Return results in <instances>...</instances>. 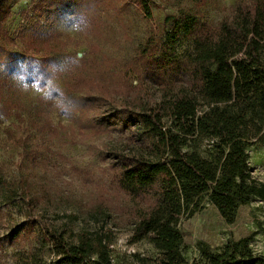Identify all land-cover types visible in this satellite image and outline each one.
<instances>
[{
    "label": "rangeland",
    "instance_id": "obj_1",
    "mask_svg": "<svg viewBox=\"0 0 264 264\" xmlns=\"http://www.w3.org/2000/svg\"><path fill=\"white\" fill-rule=\"evenodd\" d=\"M241 1L152 0L148 18L136 0H0V75L8 81L5 94L11 102L8 116L0 112V181L11 187L0 194V264H21L30 253L41 258L38 264H50L54 253L44 227L67 233L103 230L113 264H154L157 250L147 242H130L136 204L116 186L109 169L129 132L92 129L95 112L77 121L56 111L51 121L57 135L48 137L37 128V71L50 68L61 88L85 78L114 91L138 88V98L153 100L160 87L182 76L181 63L170 66L160 57L163 38L172 29L167 17L181 20L187 13L215 27ZM190 42L184 35L176 40L178 60ZM112 98L102 113H120L121 96ZM193 145L211 156L209 139ZM248 155L254 177L264 182V146L249 147ZM181 228L188 261L199 259V243L217 250L244 238L264 255V202L259 199L241 206L233 224L204 200Z\"/></svg>",
    "mask_w": 264,
    "mask_h": 264
},
{
    "label": "trees",
    "instance_id": "obj_2",
    "mask_svg": "<svg viewBox=\"0 0 264 264\" xmlns=\"http://www.w3.org/2000/svg\"><path fill=\"white\" fill-rule=\"evenodd\" d=\"M151 2L136 0L148 18ZM167 22L172 29L163 38L160 57L170 66L183 65L180 80L160 87L159 97L145 101L138 98V88L114 91L85 78L61 88L42 63L37 71L41 90L37 128L53 138L57 132L51 117L56 111L77 121L95 112L97 125L92 129L99 127L101 134L129 132L126 147L113 153L109 169L116 186L136 204L130 242H147L157 250L154 264H264V255L253 250L251 238L217 250L199 243L200 257L193 261L181 249L182 222L200 211L204 200L227 224L235 222L241 206L254 199L264 202V182L254 177L248 155L249 147L264 146V0L241 1L215 27L201 25L187 13L181 20L171 15ZM3 27L0 22V32ZM182 35L191 42L179 61L175 42ZM7 83L0 75L3 116L11 110ZM114 94L122 98L120 113H102ZM202 138L209 139L210 157L195 150L193 144ZM10 189L0 181V194ZM44 229L54 253L50 264H113L105 231ZM38 258L30 253L21 264H38Z\"/></svg>",
    "mask_w": 264,
    "mask_h": 264
}]
</instances>
